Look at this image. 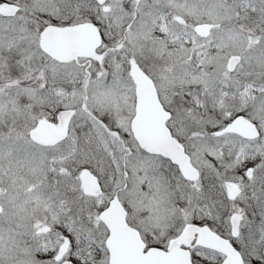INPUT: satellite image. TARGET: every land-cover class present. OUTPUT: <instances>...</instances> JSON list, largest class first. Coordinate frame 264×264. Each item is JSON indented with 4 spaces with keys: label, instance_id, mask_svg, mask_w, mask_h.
Instances as JSON below:
<instances>
[{
    "label": "snow or ice",
    "instance_id": "obj_1",
    "mask_svg": "<svg viewBox=\"0 0 264 264\" xmlns=\"http://www.w3.org/2000/svg\"><path fill=\"white\" fill-rule=\"evenodd\" d=\"M0 264H264V0H0Z\"/></svg>",
    "mask_w": 264,
    "mask_h": 264
}]
</instances>
